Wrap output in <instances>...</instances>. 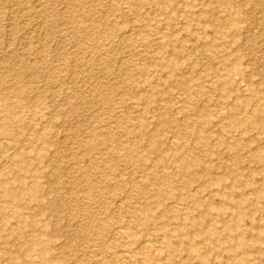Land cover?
Instances as JSON below:
<instances>
[{"label": "rangeland", "instance_id": "1", "mask_svg": "<svg viewBox=\"0 0 264 264\" xmlns=\"http://www.w3.org/2000/svg\"><path fill=\"white\" fill-rule=\"evenodd\" d=\"M0 62V264H264V0H0Z\"/></svg>", "mask_w": 264, "mask_h": 264}, {"label": "bare ground", "instance_id": "2", "mask_svg": "<svg viewBox=\"0 0 264 264\" xmlns=\"http://www.w3.org/2000/svg\"><path fill=\"white\" fill-rule=\"evenodd\" d=\"M44 13V12H43ZM228 24L229 25H231L232 26V28L236 31V28H235V26H234V24L233 23H230V22H228ZM10 26V25H9ZM10 29H11V27H10ZM79 28L78 27H75V31L76 32H79ZM12 31V30H11ZM11 31H9V33L11 34L12 32ZM9 45V44H8ZM10 55V54H9ZM9 58V57H8ZM4 61V60H3ZM27 61V60H26ZM13 62V61H12ZM1 63V62H0ZM10 64V63H9ZM11 71V70H10ZM124 74V73H123ZM30 75V74H29ZM1 94H0V98H7V97H10L8 94H6V93H4V92H0ZM122 95V94H121ZM118 96V95H117ZM123 97V96H122ZM11 99V98H10ZM262 109L264 110V106H262ZM0 111H3L4 112V115H5V120H4V124H5V126L6 127H8V125L10 124V122L11 121H13V119L14 118H12V111H11V109L9 108V107H7V108H2V109H0ZM117 116V115H116ZM110 124V123H109ZM109 124L108 125H106L105 126V128L106 127H109ZM113 125H114V123H112ZM115 124H117V123H115ZM111 125V124H110ZM6 127L5 128H1L0 129V145L1 146H4L5 144H8L7 143V140L9 139V137L7 136V135H13V136H16L18 133H16V131H13V130H7L6 129ZM112 129V128H111ZM10 131V132H9ZM40 135H42V134H40ZM108 136H109V134H107ZM171 141V140H170ZM6 146V145H5ZM16 181H18V178L16 179ZM0 192H3L5 195H12L13 196V193L12 192H14V191H11L10 189H7V188H5V187H2L1 189H0ZM119 203V202H118ZM119 230V229H118ZM118 230H117V232H118ZM119 231H121V230H119ZM122 232V231H121ZM145 242V241H144ZM142 244V243H141ZM144 244H146V242L144 243ZM149 245V244H148ZM147 246V245H146ZM115 253L117 254V256H118V258L120 259V260H126V259H128V256H127V253L125 252V250H123V249H117L116 251H115ZM90 255V254H89ZM133 256H134V252H133Z\"/></svg>", "mask_w": 264, "mask_h": 264}]
</instances>
